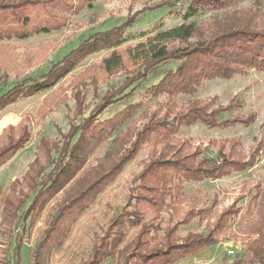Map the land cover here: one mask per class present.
Segmentation results:
<instances>
[{
  "label": "trees",
  "instance_id": "16d2710c",
  "mask_svg": "<svg viewBox=\"0 0 264 264\" xmlns=\"http://www.w3.org/2000/svg\"><path fill=\"white\" fill-rule=\"evenodd\" d=\"M96 1L0 0V62L6 60L5 51L13 50L11 42L14 39L27 40L41 33L60 32L67 26L71 14L81 12ZM242 1L245 0L166 1L157 8L167 7L169 15H180L183 20L180 24L163 28L164 18H161L151 31L125 34L136 21L134 18L110 30L96 32L46 73L37 78L27 77L0 95L1 110L21 95L32 96L51 90L75 69L78 57L103 47L109 52L98 64L101 72L106 75L124 73L120 85L108 92L95 110L71 129L61 147L42 140L28 170L22 178L14 179L4 192L0 248L5 250L0 264H21L23 240L17 233L19 226L38 217L72 180L79 183L78 174L87 164L89 155L115 134L109 150L98 160L99 167L91 168L93 172L88 175L91 176L88 183L78 184L74 192L68 191L49 212L47 228L32 254V264H46L51 253L66 239L69 218L75 219L92 202L95 194L106 189L145 145L151 148L162 145L163 151L158 156L155 154L134 178L127 207L112 218L84 264H103L109 258H119L121 264H173L196 256L217 243L218 235L241 213L238 200L218 215L206 234L189 232L181 237L178 234L180 226L195 216L205 219L212 213L209 208L191 207L182 218H177L183 212L181 204L187 199L185 185L246 171L257 162L264 138L249 159L238 153L236 142L229 152L221 144L215 156H202L199 147L192 150L189 141L178 139L176 135L181 128L197 124L211 129L249 126L257 120V113L240 114L238 110L243 103L235 98L229 104H218L215 108V100L213 103L194 100L182 105L179 99L197 94L202 85L212 79L231 80L251 70L264 73V22L260 23L255 12L236 10ZM219 10L226 12L222 21L215 23L208 32L202 31L195 17L205 11ZM140 38L144 40L129 43ZM151 76H159V80L147 87V99L165 96V101L154 111L144 110L137 114L139 102L124 107L110 118L97 120L107 107L133 95ZM140 115L150 116L131 140V122L135 125ZM27 122L28 119H22L17 125L6 126L0 133V168L30 142ZM124 141L129 142L128 147L124 146ZM52 151L57 154L56 158ZM252 201L258 202L257 210L263 215L264 222V188L258 187ZM130 206H133L132 210H129ZM262 228L263 225L258 229V238L248 243L245 257L232 264H264ZM131 231L135 237L127 240Z\"/></svg>",
  "mask_w": 264,
  "mask_h": 264
},
{
  "label": "rangeland",
  "instance_id": "374dc122",
  "mask_svg": "<svg viewBox=\"0 0 264 264\" xmlns=\"http://www.w3.org/2000/svg\"><path fill=\"white\" fill-rule=\"evenodd\" d=\"M166 1L170 0H98L88 4L81 12L71 14L67 26L60 32L41 33L27 40L14 39L11 42L13 50L5 51L6 60L0 62V95L27 77L37 78L46 73L96 32L110 30L134 18L136 21L125 30V34L139 35L144 31H151L161 18H164L163 28L180 24L183 21L180 15H169L167 7L157 8ZM179 7L180 5L177 6ZM235 9L255 12L260 23L264 22V0H245L239 2ZM225 13V10L205 11L196 16L195 20L202 31L208 32L215 23L222 21ZM142 40L144 38L129 43ZM108 52L109 49L103 47L100 51L78 57L75 69L61 79L53 89L32 96L21 95L15 102L0 110V133L6 126L17 125L22 119L24 121L28 119L27 125L31 136L26 147L0 168V221L4 192L9 189L14 179L22 178L28 170L36 159L42 140L51 141L61 147L71 129L95 110V106L101 103L104 96L117 88L124 79L123 72L106 75L98 67ZM158 80L159 76H151L133 95L107 107L97 120L110 118L124 107L139 102L141 104L137 114L144 110L154 111L158 104L165 101V96L147 99L145 92L147 87ZM234 98L243 103V107L238 110L240 114L257 113V120L253 124L237 125L227 129H211L197 124L181 128L176 135L178 139L189 141L192 150L199 147L201 155L209 157L218 153L221 144H224L223 148L229 152L231 145L236 142L238 153L249 159L258 142L264 138L263 72L251 70L231 80H209L202 85L197 94L180 97L179 104L187 105L194 100L213 103L215 100L213 106L215 108L218 104H229ZM140 116L137 117L135 125L131 122L130 134H133L131 140L150 115ZM172 116L174 114H171ZM115 135L89 155L87 164L78 174L79 183L72 180L38 217L28 219L19 226L17 233L23 240L20 249L21 264H32V254L47 228L49 212L65 198L68 191L74 192L78 184L82 186L88 183L91 178L88 175L93 172L90 171L91 168L99 167L98 160L109 150V143L116 137ZM125 142L124 146L128 147L129 142ZM162 151V145L155 148L145 145L106 189L95 194L92 202L75 219L69 218L70 227L66 239L51 253L46 264H84L109 228L112 218L127 207L134 178L155 154L158 156ZM52 154L56 158L55 151H52ZM258 187L264 188V147L257 157V162L246 171L236 172L221 179L187 183L185 185L187 199L181 204L183 212L177 218H182L185 211L191 207L209 208L212 213L205 219L195 216L189 223L180 226L178 234L181 237H185L189 232L206 234L218 215L237 200L238 206L242 209L238 217L218 235L217 243L196 256L183 258L173 264H232L238 258L243 259L248 252V243L258 238V229L264 226L263 215L257 210L258 202L252 201ZM132 207L130 206L129 210H132ZM164 216L167 218V213ZM249 228L253 230L248 233L245 230ZM134 237L135 234L131 231L128 232L126 239L132 240ZM4 250V247L0 248V258H3ZM10 258L12 260V252ZM103 264L121 263L119 258H109Z\"/></svg>",
  "mask_w": 264,
  "mask_h": 264
}]
</instances>
